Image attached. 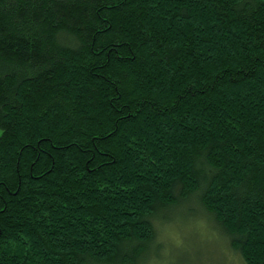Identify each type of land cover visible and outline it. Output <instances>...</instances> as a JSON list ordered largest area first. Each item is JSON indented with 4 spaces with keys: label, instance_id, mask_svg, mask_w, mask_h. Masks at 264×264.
<instances>
[{
    "label": "trees",
    "instance_id": "1",
    "mask_svg": "<svg viewBox=\"0 0 264 264\" xmlns=\"http://www.w3.org/2000/svg\"><path fill=\"white\" fill-rule=\"evenodd\" d=\"M0 129V264H264V0H0Z\"/></svg>",
    "mask_w": 264,
    "mask_h": 264
},
{
    "label": "rangeland",
    "instance_id": "2",
    "mask_svg": "<svg viewBox=\"0 0 264 264\" xmlns=\"http://www.w3.org/2000/svg\"><path fill=\"white\" fill-rule=\"evenodd\" d=\"M177 217H180L177 222L182 233H179L181 230H171L166 224L155 223L158 242L164 243L160 249L156 247V251L162 253L163 262L160 264H244L241 256L225 243L212 224L196 216L180 214ZM148 264L158 262L152 258Z\"/></svg>",
    "mask_w": 264,
    "mask_h": 264
}]
</instances>
